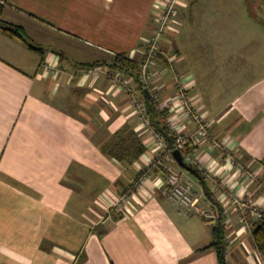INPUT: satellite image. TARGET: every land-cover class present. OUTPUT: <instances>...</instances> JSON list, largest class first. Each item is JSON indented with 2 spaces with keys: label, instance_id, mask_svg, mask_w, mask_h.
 I'll return each instance as SVG.
<instances>
[{
  "label": "crops",
  "instance_id": "0c3cea01",
  "mask_svg": "<svg viewBox=\"0 0 264 264\" xmlns=\"http://www.w3.org/2000/svg\"><path fill=\"white\" fill-rule=\"evenodd\" d=\"M0 1V20L22 27L39 48L0 29V264H218L208 246L219 207L227 264H264L251 223L232 202L241 198L264 215V60L238 53L236 65L222 70L212 62L206 72L203 58L216 44L197 35L191 45L185 42L189 50L179 42L184 63L176 72L192 80L185 95L209 124L207 140L179 111L175 71L164 68L158 98L165 106L159 102L156 110L168 111L181 134L197 135L191 154L206 170L204 186L177 163L162 161L145 102L140 113L129 100L132 77L122 88L106 66L97 76L88 67L104 56L140 52L158 0ZM180 1L179 16L187 0ZM176 30L168 32L175 37ZM165 53L160 48L158 64L166 65ZM234 69L239 75L231 81ZM139 97L145 101L143 87ZM124 127L144 146L130 164L104 151ZM170 165L193 187L199 211L175 205L158 186ZM148 168L147 194L136 193L127 214L97 224L103 214L98 195H119ZM204 209L216 215L209 218Z\"/></svg>",
  "mask_w": 264,
  "mask_h": 264
},
{
  "label": "rangeland",
  "instance_id": "374dc122",
  "mask_svg": "<svg viewBox=\"0 0 264 264\" xmlns=\"http://www.w3.org/2000/svg\"><path fill=\"white\" fill-rule=\"evenodd\" d=\"M158 1H160V0H158ZM197 1L198 0H187V1H185L186 9L181 11V14H182L181 16H179V14H177V18H176L175 23L170 24L168 31L170 30L171 26H175V27H177V30L178 29L181 30V31L178 30L181 33H179L177 36H175L176 38L174 37L175 34L172 35V31H171V33L167 31V33L164 35L163 38L164 39L166 38L165 39L166 41L163 43H162V41L164 39L161 41L160 48H161V50L166 52L165 53V55L167 57L165 59L166 65H162V62H160L159 64H158V62H156V64H158V66L160 65L161 67L159 69L156 68L155 70L160 71L161 73H162V71L163 72L165 71L163 74V75H165V73L167 71L164 68L170 69L169 67L171 66V70L175 71L176 75L185 78L184 72H182L183 70L181 71L183 74L176 72L177 68L181 64L184 63V55L182 54L183 49H181L182 47L179 46V42L184 45L185 42L187 43V40L189 39L190 42L188 44L191 45L193 42L196 41V39L194 38L196 35H197V37H200V38H203V37L205 38V36L209 35V34L205 35L204 34L205 31L209 32L210 35L208 36L209 38L207 40L203 38V43L205 42L204 44H206V42H209L210 45L216 44L215 46H213L210 49V51H208L209 54L207 53L206 57L203 58V61L205 63H202V65H203L204 69L206 70V72L212 70V66H211L212 62H213V65L216 63V66H217V62H218V67H219V69H222V70H223V67L225 69H227V64H229V63L231 64V66L236 65L238 61H235L233 63H232V61L235 58L236 59L240 58L238 53H242L243 57H247L249 55V57H251L254 60H256L257 58H260L259 61L262 63V60H264V0H200L199 3H196ZM191 11H192V13H191ZM153 12H155V11L153 10ZM190 14H192V15H190ZM151 23L153 26L154 25L153 15H152V22ZM181 27H182V29H181ZM177 30H176V32H178ZM152 33H153V27H152V30L150 31V33L148 34V36L146 35L145 37H150L152 35ZM29 37L31 39H33V36L29 35ZM184 37H185V39H184ZM218 42H221V43L217 44ZM247 42H248V44H247ZM246 45L251 46L250 48L248 47V49H249L248 52H244ZM145 46H146V39L143 41L141 48H144ZM44 47H46V46H44ZM186 47L188 49V45H186ZM189 47H191V46H189ZM50 48H53V47L48 46V49H50ZM141 54L142 53H140V52H135L134 54H127V57L129 58V60L136 63L138 68H139V64L143 62V56ZM113 56H110V55H109V57L104 56L103 59H100V60H105L106 62L111 63ZM187 60L189 63L193 62V58L190 60V56L187 58ZM162 66H164V67H162ZM161 68H163V69H161ZM153 70H154V68H151L150 70L148 69L146 73H148L150 71L153 72ZM234 70H235L234 74H232L230 77L231 81L236 79L237 76L239 75L237 70L236 69H234ZM106 71L107 70L105 68H102V69H99L98 72H99V74H103V73H106ZM138 71L141 72L140 69ZM116 73H117V71H115L113 74H116ZM213 73L215 76L216 68L213 71ZM185 75H186V73H185ZM207 75L211 77V73L207 74ZM124 77H125L124 80H129V78H128L129 76L124 75ZM130 79H133V78H130ZM208 79H210V78H208ZM160 81H153L154 82L153 85L156 87V89H155L156 91L152 89V92L154 94H156V92H159L160 87H162L159 85ZM214 82H212L211 85L214 87H217V84ZM131 86H132V88H130L131 91H129L131 96H130L129 100L132 103L134 102L136 109L140 110L139 109L140 106L144 107V99H142V97H139L140 96V89H142L143 84L138 85V88H136L135 81L133 79ZM219 89L224 94L222 87H219ZM230 93L231 92L225 93V96H227V94L229 95ZM159 98H158L159 100L158 99L156 100V105L159 104V102H161L163 104L160 106L161 107L165 106V103L163 102V100H161V96H159ZM188 98L190 99V97H188ZM168 103L170 104L169 101H168ZM191 107L194 110V107L193 106H191ZM194 111L196 113L198 112V111H196V109ZM159 112L162 113L161 117L163 118L162 120H163L164 125L168 128V131L171 132L170 131L171 128L169 127L170 116H168L169 115L168 111L164 112L162 110ZM206 124H208V123H206ZM147 130H148V128H147ZM148 133L150 134V132L147 131L144 134V136L143 135L142 136L148 137ZM196 136L197 135H194V137H196ZM156 144H157V142H156ZM156 148L159 149L158 146ZM190 152L192 153V149L190 150ZM228 153L230 154L231 152L229 151ZM239 153L240 152L237 153L238 156H240ZM191 155L194 156L193 154H191ZM241 157L242 156H240V158ZM242 159H243V157H242ZM169 163L174 165L172 162H169ZM184 173L187 174L189 177H191L193 180L196 179L190 173H188L186 171H184ZM118 196H119L118 194L117 195H108L107 192L102 191L100 193V195H98L97 203H98V205H102V203L99 199H101V198L103 199L106 197L116 199ZM204 213L206 214V216H208V217L210 216L209 218H212V216L216 215L215 212L210 211V210L205 211V209H204ZM103 215H104V211H103L102 216ZM114 215H116V214H114ZM102 216L97 221V224H102V222H101ZM246 218H247L246 223L250 224L252 221L251 217L247 215ZM250 231H251V229H250ZM250 236H251V233H250Z\"/></svg>",
  "mask_w": 264,
  "mask_h": 264
},
{
  "label": "built area",
  "instance_id": "2783aa9c",
  "mask_svg": "<svg viewBox=\"0 0 264 264\" xmlns=\"http://www.w3.org/2000/svg\"><path fill=\"white\" fill-rule=\"evenodd\" d=\"M183 6L180 0H160L157 1L154 5L153 12V33L146 40V46L141 48L140 53L143 56V62L139 64L140 81L143 84V88H147L153 102H156L158 99V92L154 94L152 89L155 90L156 87L153 85V81H160L163 78L164 72L155 70L157 68L156 56L160 51V43L164 39V35L167 33L170 24L176 22L178 14V6ZM154 68L153 72H147V70ZM171 70V66L169 67ZM99 69L102 67L92 68L90 73L94 75L99 74ZM167 71V69H165ZM124 73L117 72L113 74L112 81L114 84H117L119 87L125 88L130 85V79L124 80ZM163 75V76H162ZM175 85L178 89V95L176 104L179 111L183 117L191 120L197 125V133L204 137V140H207L209 137L208 124L204 123V116L196 113L191 107L190 99L186 97L185 91L192 83L190 78H183L175 74ZM158 88V87H157ZM156 91V90H155ZM140 113H143V106L139 108ZM173 120H169V127L171 132H169L175 139V145L173 148H168L163 136L154 132L157 146L163 148L162 161L166 160L172 163H176L172 156L173 150H179L182 154L184 161L195 168H197L200 173H206V170L203 168L202 163L196 160L189 151L188 146L190 142H196L197 137L194 135H183L180 132V129H175V123ZM175 132V133H174ZM223 147L228 149L224 144H221ZM217 144V146H221ZM156 161L154 160V164ZM166 175L163 180L158 183V186L162 188L173 201V203L180 207H186L189 209H194L199 211L197 207L198 200L194 197L191 184L184 178L180 170L176 169L174 166L170 165L166 167ZM151 179V169H144L137 173L135 179L131 182V185L123 192L119 194L116 199L113 198H101L99 199L102 203L100 205L104 211V215L101 218L102 223H106L109 219L112 218L114 214H127L129 206L132 204L135 198L136 193L147 194L146 188L149 186ZM148 197V196H147ZM232 202L235 204L243 216H250L253 218H260L263 215V211L259 208L251 206L244 202L241 198L232 197Z\"/></svg>",
  "mask_w": 264,
  "mask_h": 264
},
{
  "label": "trees",
  "instance_id": "16d2710c",
  "mask_svg": "<svg viewBox=\"0 0 264 264\" xmlns=\"http://www.w3.org/2000/svg\"><path fill=\"white\" fill-rule=\"evenodd\" d=\"M3 7L4 5L0 1V15ZM0 29L4 35L12 38H19L25 44H27L30 49L39 50V48H36V46L31 43L22 27L11 25L0 20ZM156 60H159V54L156 56ZM103 66H106L109 69V73L111 75H113L115 71L123 72L125 75L132 77L138 85H142L139 77V68L136 63L129 60L127 54L114 55L111 63H108L106 61H98L88 65V67L90 68ZM144 102L146 107V118L150 127L157 134L163 136L168 148H173L175 145V139L169 133L168 128L164 125L162 120L163 118L161 117L162 113L157 112L156 103L150 104L146 100ZM188 148L189 151L193 149V147L191 146H188ZM104 151H106L107 154L118 159L119 161H126L127 164H130L134 159L138 158L141 153H143L144 146L141 144V141L136 136V134H134L132 131H126L124 127L114 135L112 147H104ZM198 172L200 171L198 170ZM195 178L198 181L204 180V177L202 175L201 178ZM217 214L218 215L216 217L215 224L211 226L212 243L208 246V248H213L215 250L218 264H227L225 258L226 231L225 225L223 223L224 216L221 207L217 208ZM251 236L256 247L260 251L264 252V215L251 221Z\"/></svg>",
  "mask_w": 264,
  "mask_h": 264
},
{
  "label": "water",
  "instance_id": "95a60500",
  "mask_svg": "<svg viewBox=\"0 0 264 264\" xmlns=\"http://www.w3.org/2000/svg\"><path fill=\"white\" fill-rule=\"evenodd\" d=\"M145 100L149 102L150 104H153V99L148 91L147 88H143ZM172 156L174 160L176 161L177 165L184 171L190 173L191 175L201 178L200 172L196 168H194L192 165L186 163L182 157V154L179 150H173ZM202 184L205 186L204 180H201Z\"/></svg>",
  "mask_w": 264,
  "mask_h": 264
}]
</instances>
